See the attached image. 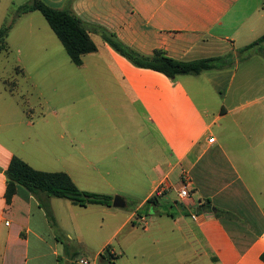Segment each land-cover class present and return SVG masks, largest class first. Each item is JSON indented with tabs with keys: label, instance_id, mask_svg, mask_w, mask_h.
Listing matches in <instances>:
<instances>
[{
	"label": "crops",
	"instance_id": "obj_1",
	"mask_svg": "<svg viewBox=\"0 0 264 264\" xmlns=\"http://www.w3.org/2000/svg\"><path fill=\"white\" fill-rule=\"evenodd\" d=\"M43 1L57 9L69 5L98 50L83 56L81 67L70 59L66 95L75 113L65 116L64 106L53 116L56 128L41 118L44 129L36 136L0 133V264H100L101 255L113 256L115 264H264V82L239 81L238 66L232 67L240 50L264 36V1L257 8L251 0ZM100 28L146 57L159 50L180 61H234L222 71L172 80L134 66L104 41ZM255 49L248 63L264 53V44ZM67 73L52 69L60 87ZM4 86L0 93L7 92ZM83 101L87 120L78 114ZM14 156L107 196L121 176L136 171L139 202L125 213L70 201L57 210L55 198L18 187L7 203L5 173ZM184 174L186 202L178 196ZM64 210L100 218L88 228L100 247L93 259L76 255L89 252L85 235L81 223L83 234L73 233ZM66 243L72 244L68 253Z\"/></svg>",
	"mask_w": 264,
	"mask_h": 264
},
{
	"label": "rangeland",
	"instance_id": "obj_2",
	"mask_svg": "<svg viewBox=\"0 0 264 264\" xmlns=\"http://www.w3.org/2000/svg\"><path fill=\"white\" fill-rule=\"evenodd\" d=\"M262 1L264 0H251L250 4L257 8ZM30 2L31 0H0V30L8 26L12 21L15 20L16 22L7 39L8 48L0 54V89L5 84L4 87L7 92L10 89L12 93L10 95L7 92L0 93V114L5 117L0 121V133L2 134L11 132L16 136H20V134L32 132L36 136L44 129L39 123L41 118L48 117L50 122L47 125L51 128H56V119L53 116L61 115V109L63 111L66 107L65 116H71V111L75 113L66 95L67 93L70 94V92L66 91L68 84L72 83L71 80H66L70 76L68 75L70 73V68L68 67H73L74 65L70 61L62 43L40 12H33L18 17L17 9ZM257 50L254 49V52H257ZM250 52L249 54H241L239 65L235 64L232 67L238 66L239 81L263 83L264 53L255 55L252 58V62L248 63L245 59L249 55H253L252 51ZM57 66L63 67L68 71L67 74L60 75V79L65 81L62 87H60V84H56L55 74H52V69ZM20 68L25 69V75L20 74ZM57 85L60 88H57ZM78 114L87 120L86 101L79 104ZM29 123L35 124L30 125ZM134 179L139 180L138 172L132 171L128 172V175L124 174L119 178V186L114 190L115 192H112L113 197L121 196L127 199L128 207L127 209H121L125 210L121 212H131L139 202L134 197V193L138 190L134 187ZM144 191L145 187L140 188L141 195ZM54 202L57 210L63 202L66 206L69 204L68 200L56 198ZM61 217L69 222L73 233L83 234L84 232V246L89 252L79 250L77 251L78 255L93 259L100 251V247L99 242L93 240V233L88 228L99 217L82 215L77 218L75 212H67L66 210H64ZM151 218L150 216L149 219ZM78 223H81L83 232L79 231ZM125 234V232L121 233L117 237V242ZM60 237L65 239L61 234ZM61 252L64 253L63 250ZM84 261L85 259H80L78 264ZM203 264L212 263L203 260Z\"/></svg>",
	"mask_w": 264,
	"mask_h": 264
},
{
	"label": "trees",
	"instance_id": "obj_3",
	"mask_svg": "<svg viewBox=\"0 0 264 264\" xmlns=\"http://www.w3.org/2000/svg\"><path fill=\"white\" fill-rule=\"evenodd\" d=\"M33 12H40L44 16L74 65L81 67L83 56L97 52L98 48L90 36L89 26L71 10L69 5L57 9L50 7L43 0H31L29 4L17 9L18 17ZM15 23L14 20L0 30V54L8 48L7 39ZM99 31L104 41L134 66L161 73L172 80L179 76H198L208 71H222L231 67L234 61L231 56L180 61L166 56L164 52L159 50L155 51L153 56L146 57L126 46L106 29L100 28ZM263 44L264 36L240 50L239 53L241 55ZM5 175L7 179V203L11 202L17 188L23 187L34 196L39 197L42 194L48 198L64 199L80 207H112L113 204L112 196L80 190L67 173L38 171L17 156L12 158ZM155 200V196L151 197L146 205L152 204ZM43 207L46 209L52 224L56 225L48 206L44 205ZM71 246L72 244L66 243L67 253L70 252ZM76 255L78 254L76 253ZM262 258L264 260V255ZM114 259L110 255H101L100 264H115Z\"/></svg>",
	"mask_w": 264,
	"mask_h": 264
},
{
	"label": "built area",
	"instance_id": "obj_4",
	"mask_svg": "<svg viewBox=\"0 0 264 264\" xmlns=\"http://www.w3.org/2000/svg\"><path fill=\"white\" fill-rule=\"evenodd\" d=\"M211 142H214V139H212ZM181 185H182L181 189L178 190V196L182 202H186L190 198V191H189L190 182H189L188 176L186 174L183 175V180H182ZM163 190L165 192L167 189L163 188ZM158 192H162V191L159 190ZM193 218L195 220H197V216H193ZM80 264H89V262L87 260H85L84 262H82Z\"/></svg>",
	"mask_w": 264,
	"mask_h": 264
},
{
	"label": "water",
	"instance_id": "obj_5",
	"mask_svg": "<svg viewBox=\"0 0 264 264\" xmlns=\"http://www.w3.org/2000/svg\"><path fill=\"white\" fill-rule=\"evenodd\" d=\"M112 206L116 209H125L127 207V203L121 196H116Z\"/></svg>",
	"mask_w": 264,
	"mask_h": 264
}]
</instances>
